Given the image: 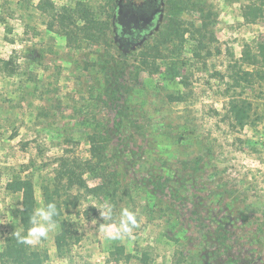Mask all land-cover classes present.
<instances>
[{"label": "rangeland", "instance_id": "1", "mask_svg": "<svg viewBox=\"0 0 264 264\" xmlns=\"http://www.w3.org/2000/svg\"><path fill=\"white\" fill-rule=\"evenodd\" d=\"M182 2L0 0V246L20 231V195L7 182L31 178L43 207L42 185L66 165L87 185L63 194L77 242L59 256L55 227L31 246L46 250L44 264H264V0H191L202 13ZM79 5L107 22L99 44L73 45L50 28ZM250 6L263 16L247 18ZM203 15L206 51L195 56L193 40L172 33L178 68L138 71L136 44L160 37L168 18L185 26ZM177 92L186 100L169 103ZM230 101L245 103L243 127L229 118ZM92 134L104 160L91 159ZM103 165L112 179L94 192ZM105 202L111 220L100 216ZM122 209L138 226L110 238Z\"/></svg>", "mask_w": 264, "mask_h": 264}, {"label": "trees", "instance_id": "2", "mask_svg": "<svg viewBox=\"0 0 264 264\" xmlns=\"http://www.w3.org/2000/svg\"><path fill=\"white\" fill-rule=\"evenodd\" d=\"M182 1L181 6H188V4H191V6L195 5V8L199 12H203L201 7H198V3H192L191 0ZM181 6L176 7L178 11L182 8ZM258 7L260 6L248 7L244 15L247 18L248 16H252V19L261 18L263 12ZM177 13L175 12L174 14ZM204 19L205 15L201 17L199 24L189 22L184 23L185 26L183 23H175L173 18L166 19L165 25L161 27L165 31L160 29V37L142 40V43L136 44L137 46L133 48L131 54L137 63L138 71L149 76H156L161 75L167 67L172 69L178 68L176 63L169 61L170 57L168 53L170 51V40H172L170 36L172 33L176 36L174 40L177 38L182 40L185 35L189 36L195 44L194 55L200 56L207 49L205 33L207 32L208 23ZM106 23V21H100L89 8L80 7L79 5L74 9L63 8L62 11L57 12L53 17V23H51L50 28L56 27L57 32L62 34L68 43L73 45L80 44L82 40L99 44L104 37V26ZM166 30L169 31L168 34ZM164 34L166 36H163ZM258 52L264 57V41L259 44ZM255 72H257L256 69L251 72L245 71L242 78L244 79L243 76L253 75ZM185 100L186 96L183 92L167 94V101L169 103H183ZM227 113L236 126L243 127L245 125L247 110L244 102L230 101ZM88 141L91 159L104 160L102 147L99 144V137L96 134H92L89 136ZM91 159L84 164V166L87 165L90 169L92 168ZM107 168V166L103 165L95 169L101 183L95 187L94 192L103 190L107 183L111 181L112 178L106 173ZM56 171L58 174L52 180L50 179L42 185V199L43 206L49 203L56 204L58 215L54 218L57 227L54 245L58 255L64 257L71 250V246L77 242V239L74 237L75 235L73 229L70 227L69 219L65 216V212L69 210L70 204L67 197L63 198V194L73 188L87 189V185L83 179V173H77L73 168L65 165ZM6 189L11 193L20 195L19 232L21 235H24L31 226L29 223L30 217L36 209L32 179L29 177H16L7 182ZM104 192L108 193L109 191L104 190ZM47 257L48 254L45 249L32 248L29 245L19 243L14 233L7 235L0 246V264H44Z\"/></svg>", "mask_w": 264, "mask_h": 264}, {"label": "clouds", "instance_id": "3", "mask_svg": "<svg viewBox=\"0 0 264 264\" xmlns=\"http://www.w3.org/2000/svg\"><path fill=\"white\" fill-rule=\"evenodd\" d=\"M100 216L103 220H111L113 209L110 203L105 202L100 206ZM58 215V210L55 203H49L46 206L38 207L34 210L30 217V227L26 234L21 235L20 232H15L18 242L35 246L46 239L51 231L56 227L55 217ZM138 226L135 213L128 209H122L118 224H110L106 226L107 234L110 238H122L125 235H131L135 227Z\"/></svg>", "mask_w": 264, "mask_h": 264}]
</instances>
